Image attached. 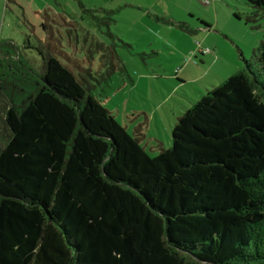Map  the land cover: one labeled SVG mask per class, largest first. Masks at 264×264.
I'll return each mask as SVG.
<instances>
[{
  "label": "trees",
  "instance_id": "trees-1",
  "mask_svg": "<svg viewBox=\"0 0 264 264\" xmlns=\"http://www.w3.org/2000/svg\"><path fill=\"white\" fill-rule=\"evenodd\" d=\"M263 11L264 0H245ZM147 153L57 57L0 118V264H264V41Z\"/></svg>",
  "mask_w": 264,
  "mask_h": 264
},
{
  "label": "rangeland",
  "instance_id": "rangeland-1",
  "mask_svg": "<svg viewBox=\"0 0 264 264\" xmlns=\"http://www.w3.org/2000/svg\"><path fill=\"white\" fill-rule=\"evenodd\" d=\"M4 4L0 108L19 104L35 89L43 55L49 53L128 126V133L136 138L145 134L142 145L151 155L160 152V137L162 148L171 146L177 120L171 107L180 113L191 107L238 72L234 69H243V59L263 68L258 57L264 14L245 0H19V5L5 0ZM5 127L0 118V131Z\"/></svg>",
  "mask_w": 264,
  "mask_h": 264
},
{
  "label": "crops",
  "instance_id": "crops-1",
  "mask_svg": "<svg viewBox=\"0 0 264 264\" xmlns=\"http://www.w3.org/2000/svg\"><path fill=\"white\" fill-rule=\"evenodd\" d=\"M4 1L5 0H0V15H2V13H1V11L4 9V11H3V14L5 13V10L7 9V4H4ZM8 2H9V0H7ZM15 3H17L18 5H19V0H15ZM3 16V15H2ZM1 16V17H2ZM65 65V64H64ZM185 69H182V72L184 71ZM235 71L236 70H239V69H234ZM181 83H184L185 81H180ZM218 85V84H217ZM214 86H216V85H214ZM171 111H172V114H175L176 115V117H178L180 114V112H177V110H175L173 107H171ZM146 117L147 118H149V116L146 114ZM176 119V118H175ZM176 122H177V120H176ZM175 122V123H176ZM123 125V124H122ZM124 126V125H123ZM125 127V129L127 130V128H128V126L127 125H125L124 126ZM172 131V130H171ZM128 132V131H127ZM134 137L136 138V135H134ZM145 138V134H141V137L139 136L138 138H136V140H137V142L141 145V146H143L142 148L146 151V144L145 145H142V143H143V139ZM159 141V149H160V151L162 150V149H165V148H162L161 146H164V140L160 137V140H158Z\"/></svg>",
  "mask_w": 264,
  "mask_h": 264
}]
</instances>
